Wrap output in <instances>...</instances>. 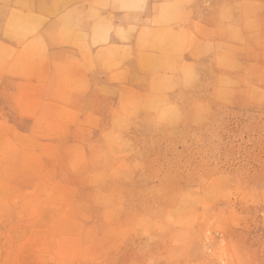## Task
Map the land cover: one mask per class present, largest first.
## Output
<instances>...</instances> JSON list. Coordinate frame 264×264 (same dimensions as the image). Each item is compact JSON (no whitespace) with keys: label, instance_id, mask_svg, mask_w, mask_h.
I'll use <instances>...</instances> for the list:
<instances>
[{"label":"rangeland","instance_id":"obj_1","mask_svg":"<svg viewBox=\"0 0 264 264\" xmlns=\"http://www.w3.org/2000/svg\"><path fill=\"white\" fill-rule=\"evenodd\" d=\"M83 6L0 27V264H264V0L183 31Z\"/></svg>","mask_w":264,"mask_h":264},{"label":"crops","instance_id":"obj_2","mask_svg":"<svg viewBox=\"0 0 264 264\" xmlns=\"http://www.w3.org/2000/svg\"><path fill=\"white\" fill-rule=\"evenodd\" d=\"M15 1L0 0V12L4 13L0 17V27L5 25V14ZM38 1L35 0V3ZM83 5V27L94 26L90 19L91 14L97 11V25L106 27V30L132 29L134 26L175 31L229 27L234 25L235 20H244V13L248 10V0H83ZM241 25L244 26L243 23ZM109 40L110 44L120 43L116 34H111Z\"/></svg>","mask_w":264,"mask_h":264},{"label":"bare ground","instance_id":"obj_3","mask_svg":"<svg viewBox=\"0 0 264 264\" xmlns=\"http://www.w3.org/2000/svg\"><path fill=\"white\" fill-rule=\"evenodd\" d=\"M58 1H59V0H58ZM53 3H54V2H53ZM35 14H37V13H35ZM32 15H33V14H32ZM40 16H42V15H38V18H39ZM11 20H12V19H11ZM13 20H15V19H13ZM32 20H34V19L32 18ZM73 20H74V19H73ZM24 21H25V19H24ZM38 22H39V21H38ZM11 24H12V23H11ZM15 24H16V23H15ZM18 24H19V23H18ZM18 24H17V25H18ZM9 25H10V24H9ZM9 25H8V26H9ZM13 25H14V24H13ZM29 27H32V26H29ZM35 27H36V26L34 25V27H33L34 30L31 29V28H30V29H31L32 31H35ZM111 27H112V26H111ZM30 33H31V31H30ZM95 34H96V33H95ZM96 35H97V34H96ZM98 36H99V35H98ZM99 39H100V38H99ZM202 49H203V48H202ZM21 50H22V49H21ZM45 62H46V61H45ZM152 64H153V63H152ZM10 65H11V64H10ZM10 68H11V67H9V69H10ZM14 68H15V67H14ZM10 70H11V69H10Z\"/></svg>","mask_w":264,"mask_h":264}]
</instances>
